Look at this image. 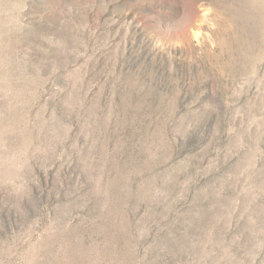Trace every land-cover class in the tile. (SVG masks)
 Instances as JSON below:
<instances>
[{
    "label": "rangeland",
    "instance_id": "obj_1",
    "mask_svg": "<svg viewBox=\"0 0 264 264\" xmlns=\"http://www.w3.org/2000/svg\"><path fill=\"white\" fill-rule=\"evenodd\" d=\"M0 264H264V0H0Z\"/></svg>",
    "mask_w": 264,
    "mask_h": 264
}]
</instances>
